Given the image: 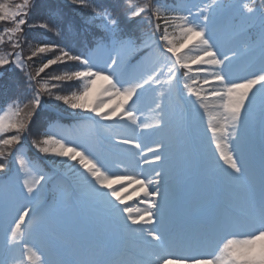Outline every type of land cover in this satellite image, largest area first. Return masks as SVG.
<instances>
[{
	"label": "snow or ice",
	"instance_id": "1",
	"mask_svg": "<svg viewBox=\"0 0 264 264\" xmlns=\"http://www.w3.org/2000/svg\"><path fill=\"white\" fill-rule=\"evenodd\" d=\"M68 3L99 24L82 51L30 43L25 26L79 32L45 15V0H0V77H16L0 81V264H264V0ZM126 52L147 59L129 71ZM61 110L103 135L69 140ZM29 138L39 161L72 162L76 219L26 157ZM193 169L199 195L178 208Z\"/></svg>",
	"mask_w": 264,
	"mask_h": 264
},
{
	"label": "trees",
	"instance_id": "2",
	"mask_svg": "<svg viewBox=\"0 0 264 264\" xmlns=\"http://www.w3.org/2000/svg\"><path fill=\"white\" fill-rule=\"evenodd\" d=\"M14 3H20L22 0H13ZM110 0H104V3H109ZM173 2L177 6H185V7H191L192 4L196 3H190L191 0H173ZM223 2L228 3V4H233L236 2V0H223ZM259 3L260 0H257ZM89 11V9H78L75 6H72L68 3V0H45V15L46 14H53L56 16L58 12H62L63 15H58L56 16L58 22L60 24H65V23H71L76 26V28L79 29V32L73 30L71 27L69 30L65 33L63 38L56 37L54 33H46L43 29L35 28L32 27L30 28L29 26H25V32L28 34L30 37V43L32 45H37L40 41L44 42H59L61 44H70L74 50L82 51L84 47V40L85 36H87L89 39H91L92 35L95 32V27H98L99 24L98 22L96 25L93 27H88L89 25L92 24V18L89 16H86L85 14ZM39 23L38 20H30V24H36ZM8 25L4 24L3 22H0V30H2L4 27H7ZM88 29L87 32H85V29ZM147 30V28L145 29ZM9 47L7 45H0V51H8ZM30 54V51L28 47H25L24 49V55L27 56ZM137 55V54H136ZM146 57L141 59L140 56L138 55L135 57L134 61L144 63L146 61ZM35 63H30L29 64V70L35 71V68L39 66V64L42 62V57H36L34 58ZM16 80V77L11 75V74H5L3 77H0V81L9 83V84H14ZM0 103H2V99H0ZM62 111V110H61ZM63 112V111H62ZM53 115L56 116L57 121L59 124L63 126H71V127H77L78 123H80L77 119H67L56 113H52ZM72 130V129H71ZM74 131V128H73ZM30 140L29 138L26 142L25 145H27V148L25 152L32 158L34 161H38L37 154L34 149L31 148L30 146ZM53 163L55 161L51 160ZM42 165L47 169L49 168L48 166H45V164L41 161ZM49 171V169L47 170Z\"/></svg>",
	"mask_w": 264,
	"mask_h": 264
},
{
	"label": "rangeland",
	"instance_id": "3",
	"mask_svg": "<svg viewBox=\"0 0 264 264\" xmlns=\"http://www.w3.org/2000/svg\"><path fill=\"white\" fill-rule=\"evenodd\" d=\"M196 1H197V4L201 3V0H196ZM129 54L130 53H126V54L124 53V60H126V58H128V56L131 55V54L130 55ZM254 63H258V62L253 60V59H249L247 61L240 62L234 66L233 71L235 72V74L238 77L246 76L249 74L250 71H252V68L250 67V65H252ZM139 64H141V63L134 61V60H131L129 63V66H128V70L131 71V70L135 69ZM125 65L126 66L128 65V63H126V61H125ZM180 103L182 104L183 102H180ZM187 111L188 112L192 111L191 105L188 106ZM145 115L147 116V115H149V113L145 112ZM196 116L198 118V120H197V133H198V135L202 136L204 134L205 126L207 124V117H203V121H201L202 119H201V115L199 112H197ZM88 136H89V131L86 130L83 137L81 139H78V142L83 141V140H90V139H88ZM68 139L71 140L70 138H68ZM203 148L205 150L208 149L206 138H205V142L203 144ZM26 157H28V156L26 155ZM68 163H72V162H68ZM55 166H59L60 168H63V166L59 163H57ZM121 167H123V166H121ZM64 171H65V174H70L69 176H71V173L69 170H64ZM190 172L187 174L184 182L182 183V186L184 185V189L187 191V193H186V196L182 200L181 199H180V201L177 200L178 208L182 207L185 202L192 200L199 195L200 178L198 176L196 178L197 180L187 179ZM71 178H72V176H71ZM73 185L75 186L74 182H73ZM62 187L63 188L61 190H59V192L57 191L58 197H59V202L63 203L65 200H68V198L71 197V199L68 202L66 214H67V217L69 220H74V219H76V217L80 211V205L77 203L76 197H75V193L78 191L77 186H75L74 187L75 189H73L71 187L70 183H67L66 186L63 185ZM192 187H193V189H192ZM188 196H189V198H188ZM180 197H181V188H180L179 198ZM5 226H6V224L2 220H0V239H2L3 228ZM37 264H38V262H37Z\"/></svg>",
	"mask_w": 264,
	"mask_h": 264
}]
</instances>
